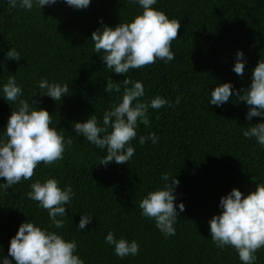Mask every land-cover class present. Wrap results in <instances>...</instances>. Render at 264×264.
Wrapping results in <instances>:
<instances>
[{
    "label": "trees",
    "instance_id": "16d2710c",
    "mask_svg": "<svg viewBox=\"0 0 264 264\" xmlns=\"http://www.w3.org/2000/svg\"><path fill=\"white\" fill-rule=\"evenodd\" d=\"M154 7L181 22L180 38L172 44L176 58L130 70L127 76L144 82L142 99L156 95L173 103L177 96L183 99L174 108H150V126L141 124L132 141L134 157L128 164L105 167L99 165L106 150L77 136L73 123L92 114L102 119L121 97L125 75L103 65V53H95L91 36L102 29L101 19L115 27L131 21L142 9L128 0H92L84 10L57 3L27 11L0 0V85L15 75L24 96L31 99L40 93L35 84L42 77L67 83L70 91L61 101L40 95L34 99L37 107L54 116V125L73 138L62 160L48 167L41 163L31 180L0 189V255L7 256L22 223L33 219L49 225L47 211L27 193L36 179L55 177L62 187L72 185L76 196L64 228L54 230L78 242L85 264H242L233 248L221 250L212 242L208 221L220 214V199L233 188L247 195L264 182V148L255 138L243 136V130L262 119L246 120L249 106L235 96L222 107L210 105L209 100L210 91L219 84L232 82L236 89L250 86L253 70L264 58V0H158ZM12 46L21 54L19 62L6 59ZM238 50L247 59L243 76L232 70ZM109 77L121 92L105 91ZM12 111L0 98V131ZM152 132L159 142L140 145L139 136ZM163 173L180 181L177 210L181 202L185 204L176 234L170 237L139 209V201L163 185ZM0 183L6 180L0 178ZM85 213L93 220L81 231L77 227ZM113 230L117 238L136 240L140 254L116 256L105 243ZM257 255V264H264V248Z\"/></svg>",
    "mask_w": 264,
    "mask_h": 264
},
{
    "label": "clouds",
    "instance_id": "9594fccd",
    "mask_svg": "<svg viewBox=\"0 0 264 264\" xmlns=\"http://www.w3.org/2000/svg\"><path fill=\"white\" fill-rule=\"evenodd\" d=\"M10 7L19 6L27 11L44 9L57 3H65L76 10L87 9L92 0H7ZM129 4L139 5L142 12L131 21L121 22L115 27L104 24L102 29L92 33L94 51L100 56L103 65L115 74H124L125 87L118 102L106 109L102 119L92 114L84 122H74L77 136H81L100 150H106L99 166L107 167L111 163L128 164L136 149L132 141L136 140L137 129L141 124L150 126L149 109L159 110L165 106L174 108L181 103L177 96L173 103L170 98L156 95L145 97L142 80L127 76L130 70L142 69L157 62L165 64L173 61V41L180 38L181 22L154 7L158 0H128ZM6 59L21 60L20 52L14 47L6 53ZM247 59L243 50L235 56L233 71L243 76ZM36 87L40 96L50 97L55 102L68 95L67 83L50 82L39 79ZM121 92L119 85L109 77L106 92ZM242 93V94H241ZM36 95V96H38ZM34 96V97H36ZM233 96L240 102H246L249 110L246 120L259 117L262 122L243 130L246 139L255 138L264 148V58L260 59L252 73L251 84L247 88L236 89L232 82L219 84L210 91L209 104L222 107ZM24 96L23 86L15 75H10L6 83L0 85V98L13 107L5 130L0 131V189L7 190L22 181H29L35 175L37 167L43 163L46 167L64 158V153L73 143L72 137L65 136V130L54 125L53 115L45 108L37 107L38 101ZM15 105V107H14ZM159 142L155 132L139 136V144L148 141ZM163 185L149 191L139 201L140 214L155 221L156 228L165 236L176 234V223L185 204L181 202L177 210L176 188L180 181L168 173L161 176ZM27 196L37 203V207L47 211L49 225H38L33 219L20 225L17 234L11 239L7 256L0 255V264H85L79 255L78 242L68 240L66 234L54 229H63L76 192L72 185L61 186L55 178L36 179L30 185ZM220 214L209 221L212 242L223 250L233 248L242 264H257L258 251L264 248V182L256 185L255 190L245 195L238 188L220 199ZM93 216L82 214L77 227L84 230L92 223ZM105 243L114 248V254L123 259L140 254V244L124 236L117 238L115 231H109ZM10 258V259H9Z\"/></svg>",
    "mask_w": 264,
    "mask_h": 264
},
{
    "label": "water",
    "instance_id": "95a60500",
    "mask_svg": "<svg viewBox=\"0 0 264 264\" xmlns=\"http://www.w3.org/2000/svg\"><path fill=\"white\" fill-rule=\"evenodd\" d=\"M10 259V258H9ZM12 264H15V262L13 261Z\"/></svg>",
    "mask_w": 264,
    "mask_h": 264
}]
</instances>
